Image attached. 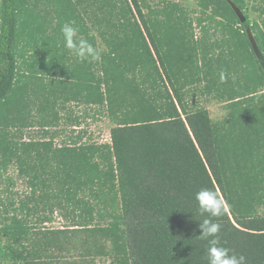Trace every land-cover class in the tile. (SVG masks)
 Segmentation results:
<instances>
[{"label":"trees","instance_id":"obj_1","mask_svg":"<svg viewBox=\"0 0 264 264\" xmlns=\"http://www.w3.org/2000/svg\"><path fill=\"white\" fill-rule=\"evenodd\" d=\"M186 1L0 0V166L16 164L31 189L0 218L6 261L208 264L209 218L221 245L264 264V70L248 37L264 54V0H196L195 16ZM69 21L99 60L64 46ZM201 98L227 116L214 121ZM72 104L99 109L110 143L56 145ZM33 127L42 140H17ZM202 188L221 216L200 213ZM55 213L61 230L32 224ZM46 249L69 261H45Z\"/></svg>","mask_w":264,"mask_h":264},{"label":"rangeland","instance_id":"obj_2","mask_svg":"<svg viewBox=\"0 0 264 264\" xmlns=\"http://www.w3.org/2000/svg\"><path fill=\"white\" fill-rule=\"evenodd\" d=\"M184 5L191 10L194 16L197 14L198 6L196 0H188ZM252 5V1H249L250 8ZM248 15L251 20H254L257 17V14L251 9L248 11ZM200 104L210 112L211 118L214 121H220L227 116V109L224 103H219L212 99L201 98ZM76 127H78L79 130L75 129ZM112 127L113 125L104 115L100 114L98 108L72 104L68 106L67 111L64 114L61 128L58 129L59 134L55 140L56 145L61 146L64 145V143L69 144L70 139L73 137H82L83 142L100 144L110 143V132ZM17 140L22 143L42 140V129L38 127L26 129L18 134ZM29 195H31V189L27 181L20 177L17 165L13 164L6 170L0 166V218L3 219L4 217L12 216L14 210L11 204L15 202L18 206L19 202ZM35 217L37 216L32 218V224L37 227L38 231L41 233L58 231L63 229L65 225V222L57 213L54 214L53 221L47 224L41 223L40 220ZM38 239L42 242V235H38ZM46 253L49 256L44 257L45 261H50L52 263H67V261H69L66 253H60L54 249H46L45 254ZM10 262L11 261H6L0 255V264ZM92 263L106 264L109 263V261L104 258H96Z\"/></svg>","mask_w":264,"mask_h":264},{"label":"clouds","instance_id":"obj_3","mask_svg":"<svg viewBox=\"0 0 264 264\" xmlns=\"http://www.w3.org/2000/svg\"><path fill=\"white\" fill-rule=\"evenodd\" d=\"M64 46L71 50L81 60H99L100 53L88 42L87 39L79 36V28L75 21L63 24L61 28ZM200 213L208 214L210 217H219L223 214L224 202L217 192L210 188H202L195 194ZM201 229L200 237L208 241L207 258L208 264H246V257L232 253L229 248L220 243L219 233L222 225L206 218L199 224Z\"/></svg>","mask_w":264,"mask_h":264},{"label":"water","instance_id":"obj_4","mask_svg":"<svg viewBox=\"0 0 264 264\" xmlns=\"http://www.w3.org/2000/svg\"><path fill=\"white\" fill-rule=\"evenodd\" d=\"M234 9H235L239 19L241 20V22L244 24L247 20L244 13L239 8H237L236 6H234ZM248 37H249V40L252 44V48H253V51L256 55V58L259 61V64L261 65L262 69L264 70V54L262 53V51L258 47V45H257L256 41L254 40L250 30H248Z\"/></svg>","mask_w":264,"mask_h":264},{"label":"built area","instance_id":"obj_5","mask_svg":"<svg viewBox=\"0 0 264 264\" xmlns=\"http://www.w3.org/2000/svg\"><path fill=\"white\" fill-rule=\"evenodd\" d=\"M75 129H78V130H79V128H78V127H76Z\"/></svg>","mask_w":264,"mask_h":264}]
</instances>
